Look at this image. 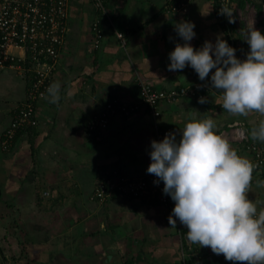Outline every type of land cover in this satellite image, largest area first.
<instances>
[{
	"label": "crops",
	"instance_id": "obj_1",
	"mask_svg": "<svg viewBox=\"0 0 264 264\" xmlns=\"http://www.w3.org/2000/svg\"><path fill=\"white\" fill-rule=\"evenodd\" d=\"M169 1L103 0L97 14L93 0H69L52 74V84L60 85L59 101L39 100L37 125L17 133L8 152L0 148V264H247L190 242L186 226L169 224L166 207L157 202L91 198L96 183L115 171L147 176L156 129L171 128L179 139L191 113L213 119L216 131L253 166L251 151L236 138L237 122L249 136L262 117L228 113L221 95L211 91L202 92L204 104L187 93L161 102L157 118L141 104L129 114H114L106 130H86L107 100L136 104L140 83L170 91L210 80H199L191 67L171 72L167 65L169 52L183 43L176 22L194 23V48L215 42L217 34L229 43V31L214 16L215 0H192L185 13H167ZM95 21L102 29L97 47ZM10 51L24 57L21 49ZM30 78L16 66L0 68V140ZM247 196L258 210L264 206V166L252 169Z\"/></svg>",
	"mask_w": 264,
	"mask_h": 264
},
{
	"label": "clouds",
	"instance_id": "obj_2",
	"mask_svg": "<svg viewBox=\"0 0 264 264\" xmlns=\"http://www.w3.org/2000/svg\"><path fill=\"white\" fill-rule=\"evenodd\" d=\"M220 13L232 22L230 8L221 6ZM194 29L189 20L176 22L183 43L169 52L168 71L191 67L199 80L209 78L210 87L221 91L220 106L228 113H258L262 118L248 137L264 142V32L254 20L247 23L243 39L249 51L241 59L221 34L194 48ZM59 92V83L50 84L46 98L57 103ZM206 102V97L198 98V103ZM150 160L147 172L157 178L154 183L163 182V193L174 201L169 224L178 220L190 242L226 260L264 264V206L258 210V202L247 196L253 166L216 131L213 119L191 113L179 139L171 132L151 141Z\"/></svg>",
	"mask_w": 264,
	"mask_h": 264
},
{
	"label": "built area",
	"instance_id": "obj_3",
	"mask_svg": "<svg viewBox=\"0 0 264 264\" xmlns=\"http://www.w3.org/2000/svg\"><path fill=\"white\" fill-rule=\"evenodd\" d=\"M191 1L170 0L166 12L185 13ZM93 3L96 11H103V0H93ZM68 4L69 0H0V68L16 66L31 75L25 99L15 109L9 126L2 134L0 140L2 151L8 152L17 133L37 125V103L47 96L46 89L52 84V74L65 39ZM225 5L232 11V22L226 15L220 13V7ZM214 16L224 26L233 25L237 32V3L234 0H215ZM92 30V44L97 47L102 38V29L98 21L93 23ZM233 31L229 30L233 39L231 46L236 49V56L244 59L249 51V45L245 41L246 44L240 46L234 41ZM11 48L21 49L24 57L19 58L12 54ZM139 86L140 98L136 104L128 106L116 98L107 100L88 120L86 130L91 133L106 130L114 114L118 112L129 114L141 104L149 109L153 118H157L160 114L159 105L163 101L174 102L187 93L202 97L203 91L222 94L220 90L210 87V80L170 91L155 90L142 83ZM241 124L237 122L236 138L251 151L253 168L259 170L264 166V143H250L248 130ZM171 132H174L171 128L156 129L155 140H162L166 133ZM156 179L152 174L143 178H130L115 171L111 176L96 183L91 198L105 200L113 196H121L154 201L166 207L168 219L174 201L163 193L162 181L158 184L154 183ZM175 226H179L178 220Z\"/></svg>",
	"mask_w": 264,
	"mask_h": 264
},
{
	"label": "rangeland",
	"instance_id": "obj_4",
	"mask_svg": "<svg viewBox=\"0 0 264 264\" xmlns=\"http://www.w3.org/2000/svg\"><path fill=\"white\" fill-rule=\"evenodd\" d=\"M235 3H236V1H235ZM259 3H262V1H258L256 3L253 0H245L243 3V6L237 5V22H238L237 32L238 33L235 31V28H234L232 36H233L234 40L240 46H243L244 44H246L245 40L243 38L245 35L246 25L248 22L254 20L255 27L260 29L261 31L264 30V24H261V23H264V4H263V9L258 11L256 5ZM238 38H240V40H238ZM12 262L14 263V261L11 260V263Z\"/></svg>",
	"mask_w": 264,
	"mask_h": 264
},
{
	"label": "trees",
	"instance_id": "obj_5",
	"mask_svg": "<svg viewBox=\"0 0 264 264\" xmlns=\"http://www.w3.org/2000/svg\"><path fill=\"white\" fill-rule=\"evenodd\" d=\"M235 1H236L237 5H239V6H243V3H244L245 0H235ZM253 1L256 2L255 0H253ZM260 1H261V0H260ZM256 3H257V2H256ZM263 4H264V0H262V3H259V4L256 5L258 11H260V10L263 9ZM96 12H97V14H98L100 11H96ZM97 20H98V19H97ZM98 21H99V20H98ZM98 24H99V23H98ZM261 24H264V23H261ZM100 28H101V27H100ZM224 28L226 29L227 32H228L229 30H234L233 25L224 26ZM262 32H264V30H263ZM227 38H228V41H229V45H231L233 39H231V36H230L229 33H227ZM240 38H241V37H240ZM240 38H238V40H240ZM234 41H235V40H234ZM249 142H250V143H251V142H255V143H257V144H263V143H264V142H259V141H253L250 137H249Z\"/></svg>",
	"mask_w": 264,
	"mask_h": 264
}]
</instances>
